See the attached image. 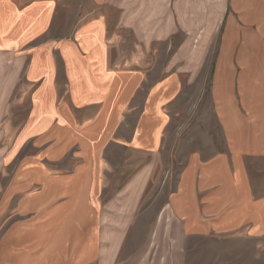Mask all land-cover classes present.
Here are the masks:
<instances>
[{"label": "crops", "instance_id": "1", "mask_svg": "<svg viewBox=\"0 0 264 264\" xmlns=\"http://www.w3.org/2000/svg\"><path fill=\"white\" fill-rule=\"evenodd\" d=\"M177 1L199 4L207 26L214 15L220 24L209 25L220 38L215 108L228 151L193 159L179 176L169 208L181 236L172 241L182 258L192 239L264 234V199L255 198L246 169L264 160V0H0V54H29L21 66L32 106L22 131L39 148L36 167L21 178L29 186L23 203L8 204L0 220V264L174 263L158 251L120 259L101 198L113 148L158 146L159 129L148 142L139 128L143 104L130 124L125 100L129 86L163 84L168 94L181 83L143 71L144 43L169 30L142 6Z\"/></svg>", "mask_w": 264, "mask_h": 264}, {"label": "rangeland", "instance_id": "2", "mask_svg": "<svg viewBox=\"0 0 264 264\" xmlns=\"http://www.w3.org/2000/svg\"><path fill=\"white\" fill-rule=\"evenodd\" d=\"M142 7L159 15L161 28L169 30L159 41L144 43L148 51L143 54L145 76L166 81L168 74L178 75L181 83L168 94V86L163 84L128 87V122H137L143 104L139 128L148 142L155 129L159 135L153 150L113 148L107 156L103 221L110 227L108 231L113 233L115 228L119 235V257L158 251L161 258H171L172 264H264V234L253 239L242 232L192 239L182 258L180 245L172 241L181 236L169 208L179 176L193 159L207 162L228 151L215 108V49L220 38L209 25L219 23L214 15L207 26L199 4L177 1L175 5ZM28 55L0 54V220L7 214L8 204L23 203L29 186L21 178L26 168L36 167L32 161L39 152L22 131L32 106L33 86L21 66ZM122 133L129 134L128 130ZM246 169L255 198L263 200L264 160L247 161ZM157 238L159 244L151 246Z\"/></svg>", "mask_w": 264, "mask_h": 264}]
</instances>
